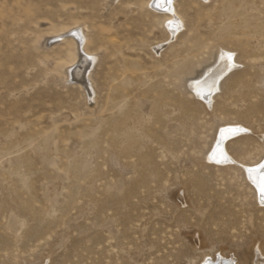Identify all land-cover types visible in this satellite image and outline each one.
<instances>
[{"label":"rangeland","instance_id":"374dc122","mask_svg":"<svg viewBox=\"0 0 264 264\" xmlns=\"http://www.w3.org/2000/svg\"><path fill=\"white\" fill-rule=\"evenodd\" d=\"M150 4L0 0V264L264 254V205L243 169L264 160V0H175L173 38ZM80 30L97 56L89 90ZM222 52L236 65L214 90ZM228 126L242 130L219 164Z\"/></svg>","mask_w":264,"mask_h":264},{"label":"bare ground","instance_id":"6f19581e","mask_svg":"<svg viewBox=\"0 0 264 264\" xmlns=\"http://www.w3.org/2000/svg\"><path fill=\"white\" fill-rule=\"evenodd\" d=\"M174 2H175V0H172L171 5H168L166 3V0H151V4H150V7L152 10L157 11L159 13H162L164 15H168L167 20L165 22V27L168 30L171 38H173L176 34H178V32L183 28V23L181 21V18L177 15V12L175 10ZM169 21H172V23L169 24ZM73 36H74V39L76 40V43H77L78 57L80 59L78 61L79 67L83 68V69L81 68L82 71H81V75L78 76L79 77L78 80L80 81L79 83H82L84 85L83 87H86L85 88L86 90H89V89H87V85L89 84V72L95 66V64L97 62V56L94 54H88L85 52L84 46H85L87 39L81 30L75 31ZM228 56H229L228 53L222 52V54L218 58V60L219 59L222 60V61H220V64H219V68H218L219 71L216 74H213L212 76L206 78L207 81H210L209 84L213 85L212 89H214V90L219 87V85L215 84L218 77L224 71H226L228 69H232L236 65V62L233 59V56L231 55V57H232L231 60L228 59ZM76 66H78V65H76ZM78 74H80V73H78ZM199 77H201V76H199ZM199 77H197V78H199ZM75 80H76V76H75ZM200 81H201L200 79L197 81H194V79L191 80V82L189 83V87L196 93L195 95L198 98H200L205 104H208V106H210L213 95L208 96V91H206V89L202 88V84H199ZM90 86L91 85L89 84L88 88H91ZM91 94H93V92ZM90 96H92V95H90ZM241 130H242V127L228 126L225 129H222L218 133L215 144H214V146L210 152V158L214 162L219 163V164H224L225 162H227L228 160L231 159V157L228 155L226 148H225L226 140L230 136H232L234 133L241 131ZM261 165H264V160L261 163L254 165V166H243V169H244V172L246 174V177L249 179L248 181H251L250 183H252V185L255 187L257 197L260 200V201L259 200L258 201L264 205V195H262L260 192V184L262 182H264V167H261ZM250 169L252 171H249ZM252 259H253V257H252ZM231 261H233V260H231ZM220 262L219 263H211V264H226L223 261L221 263ZM233 263L234 262H232L231 264H233ZM203 264H208V263H203ZM253 264H264V254L261 251L256 253L255 258L253 260Z\"/></svg>","mask_w":264,"mask_h":264},{"label":"snow or ice","instance_id":"6c2138e0","mask_svg":"<svg viewBox=\"0 0 264 264\" xmlns=\"http://www.w3.org/2000/svg\"><path fill=\"white\" fill-rule=\"evenodd\" d=\"M166 3H167L168 5H171L172 0H166ZM171 23H172V21H169V24H171ZM228 59H229V60L232 59V57H231L230 54H229V56H228ZM218 162H219V161H218ZM261 167H264V165H261ZM249 171H252V170L250 169ZM260 192H261L262 195H264V182H262V183L260 184Z\"/></svg>","mask_w":264,"mask_h":264}]
</instances>
